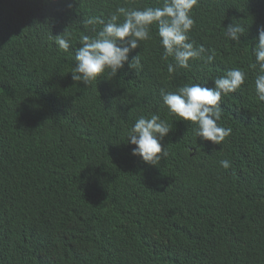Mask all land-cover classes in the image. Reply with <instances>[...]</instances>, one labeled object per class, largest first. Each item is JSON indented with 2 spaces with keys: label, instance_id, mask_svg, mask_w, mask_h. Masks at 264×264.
Returning <instances> with one entry per match:
<instances>
[{
  "label": "trees",
  "instance_id": "16d2710c",
  "mask_svg": "<svg viewBox=\"0 0 264 264\" xmlns=\"http://www.w3.org/2000/svg\"><path fill=\"white\" fill-rule=\"evenodd\" d=\"M162 3L0 0V264H264V102L251 66L264 0H198L188 36L206 51L188 69L168 72L154 24L129 56L140 68L71 79L80 37L103 27L84 21ZM231 23L245 27L239 43L225 35ZM233 68L245 82L222 95L217 123L231 133L213 145L169 114L160 90L213 87ZM152 114L172 128L156 167L127 143Z\"/></svg>",
  "mask_w": 264,
  "mask_h": 264
},
{
  "label": "clouds",
  "instance_id": "9594fccd",
  "mask_svg": "<svg viewBox=\"0 0 264 264\" xmlns=\"http://www.w3.org/2000/svg\"><path fill=\"white\" fill-rule=\"evenodd\" d=\"M197 3L198 0H163L162 6L155 8L130 9L120 6L107 22L100 17L84 21L85 27L96 24L103 27L99 31L93 28L96 31L94 38L88 35L80 37V46L74 53L75 64L70 71L71 79L88 86L106 71L116 76L125 64L129 68H140L139 55L133 56L131 60L129 56L140 48L141 42L151 38V26L154 24L163 48L162 59L167 61L172 57L175 62L168 64V72L173 73L176 68H190L189 61L202 58L206 51L203 46L195 47L188 36L195 23L190 13ZM68 7L71 8L72 4L69 3ZM120 17H123L122 21ZM245 31L243 25L231 23L225 28V35L239 43ZM255 39L257 42L252 48L255 63L251 66L258 68L254 87L259 101L264 102V26L258 28V37ZM55 44L62 52L67 53L70 49L66 35H55ZM208 51L210 54L204 59L206 63H212L215 52ZM245 77L243 71L233 68L223 76L214 78L213 87L184 84L175 92L161 89L160 97L170 115L196 125V137L220 145L231 133V128L221 127L217 123L222 116V95L239 89ZM171 129L158 114L139 117L127 132V143L134 146L131 155L138 157L143 164L156 167L161 158L168 154L164 141ZM220 165L229 169L230 161L221 160Z\"/></svg>",
  "mask_w": 264,
  "mask_h": 264
}]
</instances>
